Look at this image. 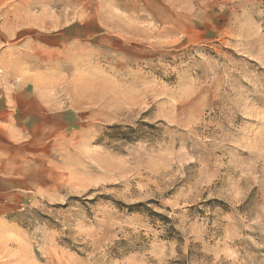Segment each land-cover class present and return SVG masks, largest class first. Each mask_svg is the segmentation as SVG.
<instances>
[{
  "label": "rangeland",
  "instance_id": "374dc122",
  "mask_svg": "<svg viewBox=\"0 0 264 264\" xmlns=\"http://www.w3.org/2000/svg\"><path fill=\"white\" fill-rule=\"evenodd\" d=\"M0 264H264V0H0Z\"/></svg>",
  "mask_w": 264,
  "mask_h": 264
}]
</instances>
